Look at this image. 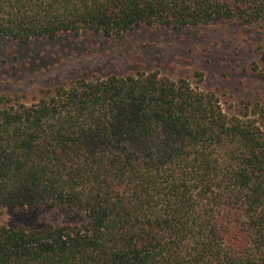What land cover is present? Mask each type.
Instances as JSON below:
<instances>
[{"label":"trees","instance_id":"trees-1","mask_svg":"<svg viewBox=\"0 0 264 264\" xmlns=\"http://www.w3.org/2000/svg\"><path fill=\"white\" fill-rule=\"evenodd\" d=\"M224 22L264 33V0H0V43ZM39 206L84 219L0 227V264H264V96L230 116L154 72L0 96V209Z\"/></svg>","mask_w":264,"mask_h":264},{"label":"rangeland","instance_id":"rangeland-1","mask_svg":"<svg viewBox=\"0 0 264 264\" xmlns=\"http://www.w3.org/2000/svg\"><path fill=\"white\" fill-rule=\"evenodd\" d=\"M264 33L259 24L213 23L180 30L140 26L118 37L79 36L0 43V96L24 103L78 79L157 73L185 79L214 95L223 111L242 116L263 99L258 72ZM84 215L59 207L0 209V227L38 230L76 225Z\"/></svg>","mask_w":264,"mask_h":264}]
</instances>
